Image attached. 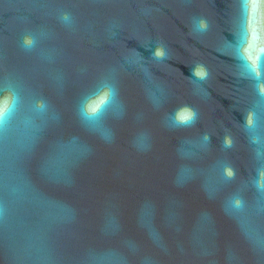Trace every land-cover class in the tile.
Masks as SVG:
<instances>
[{"label":"water","instance_id":"water-1","mask_svg":"<svg viewBox=\"0 0 264 264\" xmlns=\"http://www.w3.org/2000/svg\"><path fill=\"white\" fill-rule=\"evenodd\" d=\"M261 56L264 0H0V264H264Z\"/></svg>","mask_w":264,"mask_h":264},{"label":"snow or ice","instance_id":"snow-or-ice-1","mask_svg":"<svg viewBox=\"0 0 264 264\" xmlns=\"http://www.w3.org/2000/svg\"><path fill=\"white\" fill-rule=\"evenodd\" d=\"M247 8V5H245ZM260 64L262 67H264V56H261L259 58ZM248 67L252 70V72L256 73V65L255 64H249ZM259 78V77H258ZM113 93L109 92L107 93L103 98H101L99 101H91V98H87L84 100L82 107H81V113L82 116L91 122H97L100 119L103 118V116L106 114L108 107L111 105L113 100ZM91 101V102H90ZM18 105V96L12 92L7 91L3 88H0V127H2L7 119L11 116V114L14 112ZM44 105H40V110L43 111ZM191 113L185 112L182 113L180 116L181 121L189 122L191 121ZM179 125V124H178ZM187 126V124H185ZM248 126H252V120L249 119ZM226 143L230 144V141H226ZM226 177H232L233 172L231 169L226 170ZM261 189L264 190V181L261 182L260 185ZM233 207L236 209H239L242 207V203L239 200H236L233 202Z\"/></svg>","mask_w":264,"mask_h":264},{"label":"clouds","instance_id":"clouds-1","mask_svg":"<svg viewBox=\"0 0 264 264\" xmlns=\"http://www.w3.org/2000/svg\"><path fill=\"white\" fill-rule=\"evenodd\" d=\"M62 19L64 21H67L69 19V15L68 14H64ZM193 26L194 29L196 31H205L207 30V21L204 19H199V20H194L193 22ZM35 44V40L31 37V36H25L23 39V46L25 48H32ZM153 58L158 59V60H163L167 58V53L164 49V47L161 45L159 47H157L153 53ZM192 75L197 77L198 79H205L207 77V70L202 66V65H197L193 70H192ZM191 113V121L189 122H185V121H181L180 120V116L182 113ZM196 120V113L194 110H192L189 107H184L181 108L177 111L176 115H175V123L179 124V125H191L195 122ZM225 146H229L228 143H225Z\"/></svg>","mask_w":264,"mask_h":264}]
</instances>
